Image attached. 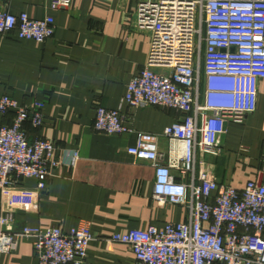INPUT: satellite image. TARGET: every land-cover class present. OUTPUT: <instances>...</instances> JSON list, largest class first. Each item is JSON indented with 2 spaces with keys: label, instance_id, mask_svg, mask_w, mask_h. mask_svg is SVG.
I'll return each instance as SVG.
<instances>
[{
  "label": "built area",
  "instance_id": "obj_1",
  "mask_svg": "<svg viewBox=\"0 0 264 264\" xmlns=\"http://www.w3.org/2000/svg\"><path fill=\"white\" fill-rule=\"evenodd\" d=\"M70 4L50 0L51 8ZM134 24L149 31L150 47L146 63L127 85L124 102L184 112L162 133L180 149L172 145L165 157L160 135L128 124L120 107L98 104L93 127L106 134H133L128 151L155 168L153 197L181 205L189 214L162 228L115 233L111 240L130 245L137 264H264V184L220 185L210 171L198 168L199 151H219L226 121L241 123L257 107L264 79V0H138ZM55 28L52 15L34 18L0 8V35L16 32L19 38L45 42ZM40 105H20L7 94L0 98L1 113L16 110L11 125H0V188L34 177L42 189L50 169L65 162L55 157L54 142L28 137L26 122L43 125ZM71 152L74 164L79 153ZM175 172L188 179L177 180ZM23 237L31 240L38 264H85L95 238L88 222L68 231L59 226L17 230L0 213V253L15 251Z\"/></svg>",
  "mask_w": 264,
  "mask_h": 264
},
{
  "label": "crops",
  "instance_id": "obj_2",
  "mask_svg": "<svg viewBox=\"0 0 264 264\" xmlns=\"http://www.w3.org/2000/svg\"><path fill=\"white\" fill-rule=\"evenodd\" d=\"M138 0H71L69 7L51 8L50 0H0V8L31 17L52 15L55 32L45 42L0 35V98L7 94L20 105L39 102L43 125L25 123L30 140L47 138L64 161L50 169L40 189L34 177L0 188V213L14 229L59 226L68 231L88 222L95 238L85 264H137L130 245L111 240L130 229L164 227L188 218V210L154 197L155 168L128 151L135 136L94 130L98 104L121 108L128 124L158 133L160 151L180 149L162 134L184 112L124 102L131 78L146 63L149 31L134 24ZM16 110L0 112V125H11ZM219 151L198 152V168L210 171L218 184L238 189L249 180L264 184V79L260 80L255 111L241 123L226 121L218 137ZM79 158L71 163V151ZM177 180H187L175 172ZM0 264H38L32 242L20 238L11 253H0Z\"/></svg>",
  "mask_w": 264,
  "mask_h": 264
}]
</instances>
